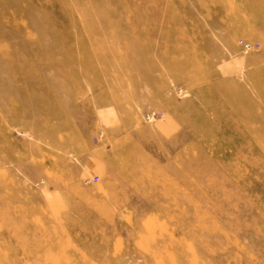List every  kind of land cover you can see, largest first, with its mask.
Segmentation results:
<instances>
[{"label": "rangeland", "instance_id": "374dc122", "mask_svg": "<svg viewBox=\"0 0 264 264\" xmlns=\"http://www.w3.org/2000/svg\"><path fill=\"white\" fill-rule=\"evenodd\" d=\"M0 264H264V0H0Z\"/></svg>", "mask_w": 264, "mask_h": 264}, {"label": "crops", "instance_id": "0c3cea01", "mask_svg": "<svg viewBox=\"0 0 264 264\" xmlns=\"http://www.w3.org/2000/svg\"><path fill=\"white\" fill-rule=\"evenodd\" d=\"M232 58L227 61L225 60L223 64L219 66L218 70L221 76H231L243 69L245 64L244 59H241V57L239 58V56Z\"/></svg>", "mask_w": 264, "mask_h": 264}]
</instances>
